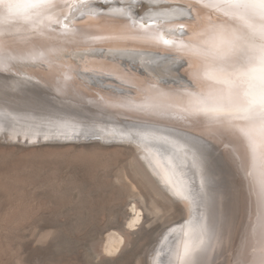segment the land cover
Masks as SVG:
<instances>
[{
	"label": "snow or ice",
	"instance_id": "obj_1",
	"mask_svg": "<svg viewBox=\"0 0 264 264\" xmlns=\"http://www.w3.org/2000/svg\"><path fill=\"white\" fill-rule=\"evenodd\" d=\"M95 2L97 0H0V72H11L21 64L47 63L53 70L42 74L41 79L48 86L55 80L58 89L67 95L75 87L80 75L71 66H68L67 72L63 68H55V61L62 55V49L53 41L68 38L67 34L71 33V39L83 46L101 42H135L143 45L146 52L154 49L152 58L147 61L148 66L155 72L161 65H167L164 70L175 72V79L154 80L141 70L138 78L133 81L136 89L134 93H126L117 88L109 95H99V98L93 96L86 103L83 98L76 99L73 106H62L59 109L36 99L33 101L34 108L49 114L54 110L64 112L78 123L79 129H74L71 135L64 134L67 141L79 140L81 137L86 141H99L100 136L91 127L97 120L119 123L133 129L151 127L161 120L179 122L181 127H172L167 131L176 137L182 147H177L167 159H163L167 148L161 151L162 160L153 168V175L159 178L174 202L187 201L195 210L194 220L188 222V227L192 233L202 235L196 248L185 247V264H216L215 258L209 255L211 241L218 231L223 236L230 221L232 228L242 232L241 245L235 253L236 264H264V135L256 131L243 132L251 153L253 172L260 175V190L257 193L258 212L255 222L250 218L247 225H237L232 216V195L219 183L217 174L211 168L212 146L195 131L199 127L208 126L220 130L222 134L239 138L231 129L233 120L264 119V62L252 69L250 91L245 93V115L224 114L212 106L213 100L210 97L193 95L191 99L185 100L176 94L175 86L184 82L186 76L182 71L185 68L183 59L173 53L201 51L190 45L185 37L190 29L203 22L202 18L187 11L189 23L164 18L145 19L135 10L137 5L142 6V0H129L124 7H117L111 14L103 15L102 8L93 6ZM102 2L107 4L113 0ZM224 4L255 9L252 18L264 25V0H208V5L213 8L219 9ZM189 5L198 7L191 0ZM57 9H60L59 13ZM180 15H184L183 10ZM84 19L100 22L99 31L104 34L91 35L76 31L75 26ZM5 22H10L7 30L3 28ZM160 49H163V55ZM105 67L101 64L95 74L89 77L93 86H102V77L112 75L115 71L113 68L105 72ZM196 75L199 76V73ZM204 75L218 77L229 88L232 86V74L222 64ZM145 88L148 89L147 94H142L141 90ZM161 89H167V92ZM101 91L108 92V89L102 87ZM119 116L125 119L119 120ZM120 139L131 142L133 137L121 134ZM107 142H117V134L112 133ZM197 175L201 178L199 187L196 185ZM216 195L223 197V206L219 212L215 207ZM202 208L207 214L206 223L200 222L204 217L200 211ZM177 224L179 222H174V227ZM179 226L183 228V225ZM160 264H164L163 258Z\"/></svg>",
	"mask_w": 264,
	"mask_h": 264
},
{
	"label": "bare ground",
	"instance_id": "obj_2",
	"mask_svg": "<svg viewBox=\"0 0 264 264\" xmlns=\"http://www.w3.org/2000/svg\"><path fill=\"white\" fill-rule=\"evenodd\" d=\"M128 2L129 0H123L122 3L113 0L105 7H100L98 6L99 3L95 4V2L93 6L104 9L103 15H109L114 9L124 7ZM191 3H196L198 7L193 8L190 5L188 7L189 0H143L142 6L137 5L135 10L141 9L142 11L140 10L139 13L145 19L164 18L189 23L187 11H190L193 16L198 15L202 18L203 22L197 27L190 29L185 37L190 45L201 51L187 54L173 53V55L183 59L185 68L182 71L186 76L184 82L175 86L177 88L176 94L183 96L185 100L191 99L193 95L210 97L213 100L212 106L220 109L224 114L242 117L245 115L243 109L247 106L245 93L250 91L252 69L264 62V25L252 18V13L255 11L253 8L245 9L235 5L224 4L217 9L209 6L208 0H191ZM182 10L184 11L183 16L180 15ZM59 11L60 9H57V13ZM9 24L10 22H5L3 28L7 30ZM99 29L100 22L88 19L80 21L75 26V30L81 33L91 35L104 34ZM67 35L68 38L53 41L58 43L62 49V55L55 61V68H63V71L67 72L69 71L68 66H71V69L77 71L80 75L75 87L67 95H65L64 91L58 89L55 80L48 86L45 80L41 79L42 74L53 70L47 63L43 65L40 63L21 64L13 68L11 72H0V77H7L8 79V82L5 79L7 83L3 84L6 90L9 89L15 93L0 92V136L3 135L2 137L5 140L7 138L4 130L9 131L13 140L15 139L18 142L21 141L18 134H21L22 139L30 136V139H38V142H40L38 137L41 133L46 137H64L65 133L71 135L74 129L80 128V125L65 115L64 112L55 110L51 114L40 112L34 108L32 102L24 103L18 100V97H15L16 94H32L40 99L44 96L48 100L47 105L53 106L54 109H59L62 106H73V101L76 99L83 98L86 103L93 96L99 98V95H109L117 88L124 90L126 93L129 91L134 93L136 89L133 87V81L138 78L141 70L146 76H150L154 80L160 78L172 80L177 76L175 72H166L164 70L167 65H161L153 72L147 61L152 58L154 49H149L146 52L144 51V46L139 43L121 42L116 44L101 42L83 46L71 39V33ZM160 51L163 55V49H160ZM101 64L106 66L104 68L105 72L111 71L113 68L115 71L112 75L102 77V86H93L89 77L95 74L96 69ZM221 64L232 74L233 83L231 88L218 77L204 75ZM197 73H199V76L196 75ZM62 75L63 73H61ZM2 80L4 81V79ZM102 87L107 88L108 92H102ZM147 91V88L141 90L142 94H147ZM161 91L167 92V89H161ZM118 119L124 120L125 117L119 116ZM95 123L101 127L100 129L104 128L105 130L99 132ZM95 123L91 127L95 133L99 132L96 133L101 138L99 141L107 142L111 134L116 133L117 142L134 145L145 161L142 162V159H138L139 163L143 164L145 168V174L142 172L145 181L151 189H153V184L156 183L165 196L173 198L165 187L161 185L160 180H156L158 177L152 174L154 166L158 161L162 160L161 151L167 148L163 157V159H167L177 147H182L181 143L174 138L175 136H163L165 134L170 135L167 131L168 129L181 127L179 122L161 120L154 123L151 127L140 129L125 127L119 123H104L99 120ZM6 124L10 125V127ZM231 129L239 138L226 133L222 134L220 130L208 126L199 127L195 131L197 135L202 136L212 146L211 168L217 174L219 183L222 172H220L221 170L217 172L218 170L213 165V156L216 159V156H218L223 163L222 166H226L227 169L234 172V176L235 173L237 174L243 189L242 219L243 224L247 225L250 218L253 223L255 222L258 212L257 193L260 190V175L258 172H253L251 153L247 147V139L244 137L243 132L256 131L264 135V119H236L231 122ZM121 134L124 137L132 136V141L129 142L127 139L121 141ZM81 138L84 140L83 137ZM165 140H167V143H165ZM50 141L60 140L53 137ZM61 141L66 142L67 140ZM150 164L152 167H149ZM149 170L152 174H150ZM229 170L227 171L229 172ZM200 179V176L197 175V187L200 185ZM232 181L234 182L235 180ZM230 185L232 191V184ZM152 203L157 205L154 201ZM183 206L186 211V217L179 221V224L175 227L173 224L161 232L152 248L151 264H160L162 258L164 264H185V247L196 248L199 245L202 233L194 234L188 227V222L194 220L195 210L187 201H183ZM222 206L223 197L216 195L215 207L218 212ZM200 211L204 213V217L200 222L206 223L207 214L203 208ZM141 214L142 210L136 204H133L131 207V219L128 223L130 228L135 227L139 223ZM179 225H183V228ZM229 226H226L222 237L218 231L217 236L211 241L209 255L215 258L216 264H224L221 262L222 259L225 260V264H236L237 257L235 253L240 248L242 238L238 248L235 249L233 243L230 242L233 229L230 230ZM172 232L174 234L171 235L170 233ZM186 233L188 234L186 235ZM123 241L124 239L119 232H112L108 236L107 252L113 253L117 251ZM170 255L171 258L169 259Z\"/></svg>",
	"mask_w": 264,
	"mask_h": 264
},
{
	"label": "rangeland",
	"instance_id": "obj_3",
	"mask_svg": "<svg viewBox=\"0 0 264 264\" xmlns=\"http://www.w3.org/2000/svg\"><path fill=\"white\" fill-rule=\"evenodd\" d=\"M96 126L99 132L105 130ZM4 131L7 140L0 136V264H151L152 248L161 232L186 217L183 201L174 202L156 183L151 189L145 181V168L138 160L142 156L134 145L82 138L51 142L53 137L65 138L43 133L40 142L18 134V142ZM217 170L222 172L220 184L233 192V219L243 224L241 182L226 166ZM133 204L142 214L130 228ZM229 229H233L230 242L237 249L242 232L231 225ZM112 232H119L124 241L110 253L106 247Z\"/></svg>",
	"mask_w": 264,
	"mask_h": 264
},
{
	"label": "water",
	"instance_id": "obj_4",
	"mask_svg": "<svg viewBox=\"0 0 264 264\" xmlns=\"http://www.w3.org/2000/svg\"><path fill=\"white\" fill-rule=\"evenodd\" d=\"M1 80V79H0ZM5 84V83H4ZM2 87V88H1ZM1 91H4V92H6V93H8V94H15V93H13V91H11V90H9V89H7L6 90V88H5V86L2 84H0V92ZM8 91V92H7ZM15 97H18V100H21V102H32L33 103V101L34 100H36V99H39V100H41L43 103H47L48 102V100H46V98L44 97V96H42V98L40 99L39 97H35V95H32V94H27V93H21V94H16V96ZM147 128V127H146ZM87 141H90V140H87ZM52 142V141H51ZM59 142H63V141H59ZM66 142H69V141H66ZM65 142V143H66ZM105 145H109V144H105ZM216 155V154H215ZM214 157V159H213V165L215 166V168L216 169H218V166L220 167V166H222V162H221V159H219V157L218 156H216L217 157V159L215 158V156H213ZM220 164V165H219Z\"/></svg>",
	"mask_w": 264,
	"mask_h": 264
}]
</instances>
